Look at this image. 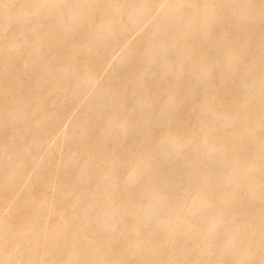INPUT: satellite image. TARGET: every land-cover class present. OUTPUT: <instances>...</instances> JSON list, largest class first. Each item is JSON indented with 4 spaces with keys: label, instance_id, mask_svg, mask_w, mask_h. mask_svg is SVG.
Instances as JSON below:
<instances>
[{
    "label": "rangeland",
    "instance_id": "374dc122",
    "mask_svg": "<svg viewBox=\"0 0 264 264\" xmlns=\"http://www.w3.org/2000/svg\"><path fill=\"white\" fill-rule=\"evenodd\" d=\"M111 1L0 0V264H264V0Z\"/></svg>",
    "mask_w": 264,
    "mask_h": 264
},
{
    "label": "bare ground",
    "instance_id": "6f19581e",
    "mask_svg": "<svg viewBox=\"0 0 264 264\" xmlns=\"http://www.w3.org/2000/svg\"><path fill=\"white\" fill-rule=\"evenodd\" d=\"M115 0H113V1H111L112 3L114 2ZM180 1H178V3H179ZM1 3V2H0ZM139 8H140V10H142L141 11V14H143V13H145V9H144V6L142 5V4H139V3H135ZM96 7V6H95ZM122 7V6H121ZM3 8H4V6H3ZM180 8H181V6H180ZM120 12L121 13V10H120V6H119V8H118V10H117V12ZM104 14H105V16H107V17H110V13L109 12H107V10L106 9H104ZM191 14V13H190ZM200 15V13H199V11L197 10V9H193V14L192 15H190V19L188 18V16H187V19H188V21H187V30H186V35H188L187 34V32H189V31H191L192 29H194V24L196 25V21H197V15ZM117 15V17L119 16L120 17V15H118V14H116ZM171 15V16H170ZM182 14L179 12H177V11H174V12H170V14H169V16L170 17H172V18H174V17H178V16H181ZM211 17H214V15H210ZM178 19V18H177ZM117 20V19H116ZM119 21L120 20H117V22L116 21H114V22H116L114 25L117 27V29H120L121 28V26H120V23H119ZM166 22H167V20H165ZM174 21H177L176 19L174 20ZM173 21V22H174ZM109 25H113L111 22H109ZM112 27V26H111ZM114 27V26H113ZM158 31H159V28H158ZM161 32V31H160ZM158 34V37H161V35H160V33H157ZM156 37H157V35H156ZM174 44V43H173ZM173 44H170L169 46V48H167V49H165L164 50V53L165 52H167V51H169V50H171L172 48H174V45ZM158 46H161L160 45V43H159V41H158V38H156L155 39V43H154V45L153 46H149L150 47V49L149 50H151L153 47H158ZM128 47V46H127ZM126 49V48H125ZM130 51V49L129 48H127L126 50H125V52H129ZM87 72V71H86ZM86 72H85V74H86ZM88 79H89V77H88ZM94 81V80H93ZM262 99V97L260 98V100ZM249 135H251L250 133H249ZM238 136H241L242 137V134H240V135H238ZM172 140H174V139H172ZM256 227H257V225H254V226H252V227H250L249 229H247V231L248 232H254V230L256 229ZM233 245V243H230L229 244V248H230V246H232ZM209 246V244H206V246L205 247H208Z\"/></svg>",
    "mask_w": 264,
    "mask_h": 264
}]
</instances>
